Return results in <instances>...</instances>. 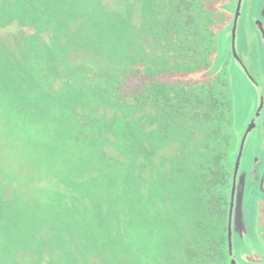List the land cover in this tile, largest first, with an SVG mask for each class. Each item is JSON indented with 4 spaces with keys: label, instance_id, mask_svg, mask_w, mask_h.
I'll list each match as a JSON object with an SVG mask.
<instances>
[{
    "label": "rangeland",
    "instance_id": "obj_1",
    "mask_svg": "<svg viewBox=\"0 0 264 264\" xmlns=\"http://www.w3.org/2000/svg\"><path fill=\"white\" fill-rule=\"evenodd\" d=\"M225 2L231 6L216 38L213 65L194 78L203 82L227 72L239 138L236 161L264 91V39L258 27L264 22V0L242 2L235 34L242 66L232 54L238 0ZM179 3L0 0V52L9 57L8 63H0H11L14 69L7 81L6 69H0L4 136L0 137V264H205L197 248L206 241L225 246L229 205L222 207L223 214L205 211L211 205L198 203L201 174L208 172L212 156L210 124L154 106L131 110L127 121L106 137L104 116L111 117L112 111L102 113L106 111L103 101L94 95L98 80H89L93 70L161 68L180 60L185 46L178 40L184 35L173 34L172 46L167 31ZM29 8L41 20L33 22ZM14 13L23 18L8 22ZM35 28L42 33L32 43ZM51 38L55 55L79 69L67 87L57 85L47 93H52L49 98L54 93L69 94L60 96L57 107L87 112V146L80 151L70 143L69 122L45 116L53 104L29 90V76L39 70L33 62ZM117 140L119 148L113 143ZM205 144H209L206 149ZM51 148L55 151L39 163L40 152L43 155ZM147 150L153 153L148 155ZM230 196L231 192L226 195L229 204ZM262 218L264 123L260 116L246 139L237 176L232 216L237 264H264ZM229 259L225 253L222 260L208 261L230 264Z\"/></svg>",
    "mask_w": 264,
    "mask_h": 264
},
{
    "label": "trees",
    "instance_id": "obj_2",
    "mask_svg": "<svg viewBox=\"0 0 264 264\" xmlns=\"http://www.w3.org/2000/svg\"><path fill=\"white\" fill-rule=\"evenodd\" d=\"M225 1L180 0L177 9L179 14L177 13L174 20L168 24L167 31L171 35L172 46H174L173 40L175 39H172L173 34L184 35L183 40L178 41H181L185 46V54L173 65L147 69L125 68L117 72L93 70V75L87 73L90 76L89 80H98V83L94 86V90L98 93H94V95L99 101H103L106 111L104 110L102 113L112 111L111 117L104 116L103 129H105L104 135L106 137L113 134L112 130L118 124L127 121V116L130 115L131 110H147L154 106L163 111L171 108L180 116L202 120L210 124V136L213 142L209 151L212 156L208 172L201 174L203 189L198 203L201 202L203 207H207V203L211 205L212 209L203 208L205 211L221 212L223 214L222 207L224 205L230 207L226 195L231 192L234 162H236L235 156L239 147V138L234 127V93L226 71H222L214 78L203 82L194 77L201 76L213 65L217 53L216 38L225 26L231 6L226 5L227 2ZM22 4L19 7H22ZM26 11L24 10L21 13L25 14ZM29 12H31L30 8ZM31 13L34 15L32 17L33 22L41 20L34 12ZM19 15L21 14H12L8 22L13 21ZM41 24L40 26H42ZM35 30L37 31L29 39L32 43L37 42V37H40L39 34L42 33V30L38 28H35ZM41 52L42 56L37 57V60L33 62L34 67H39L38 73L29 76L31 83L29 90H33L30 93H37L41 100L53 104L51 105L52 110L49 108V112L45 116H50L54 120L58 116L69 122L73 133L70 143L73 148L80 151L83 145L87 146L84 143L87 136V130L84 132V126L87 124V112L73 109L72 106L67 110L57 107V100L60 96L69 94L54 93V98H49L52 93L48 94L57 85L67 87L72 83L76 79L75 75L79 69L62 62L55 55L52 38L44 41V50ZM33 57L30 59L29 55L30 61H33ZM1 60L8 63L9 57H4L0 52ZM10 64L0 63V69H6V81L14 70ZM19 79L21 80L16 73L17 83L20 81ZM38 87L39 89H37ZM41 91L46 93H39ZM261 95L264 97V91ZM105 101L107 103H104ZM2 120L0 119L1 122H3ZM0 137L4 138L1 131ZM11 137L12 135L7 137L6 140L10 142ZM51 138H54V136L51 135ZM113 143L117 148L121 146V142L118 140L116 143L113 141ZM209 144H205L202 148H208ZM53 151L55 150L52 148L51 151L48 149L43 155L40 152L38 155L39 163L45 161L44 156ZM145 153L151 155L153 151L147 150ZM227 224L228 221L226 226ZM261 230H263L262 236L264 237V226ZM217 246L218 248H215ZM197 252H203L202 256L205 264L207 262L213 264V261L208 260H222L225 253L229 254L228 238L225 236V246L223 247L221 244L208 245V241H206L197 248Z\"/></svg>",
    "mask_w": 264,
    "mask_h": 264
},
{
    "label": "water",
    "instance_id": "obj_3",
    "mask_svg": "<svg viewBox=\"0 0 264 264\" xmlns=\"http://www.w3.org/2000/svg\"><path fill=\"white\" fill-rule=\"evenodd\" d=\"M242 2L243 0H238L237 3V8H236V13L234 16V22H233V43H232V53L235 57L236 60H238L240 63L241 60L239 59L236 49H235V34H236V30H237V23H238V19H239V15H240V10H241V6H242ZM246 73L249 75L248 70L246 69ZM250 79L253 81L252 77L249 76ZM264 106V97L263 95H261L260 97V107L257 110L254 118L252 119L251 123L249 124L244 137L242 138L241 144H240V149H239V153H238V157L236 159L235 162V166H234V171H233V181H232V189H231V196H230V207H229V215H228V229H227V238H228V249H229V256H230V264H237L235 257L233 256V244H232V216H233V209H234V202H235V193H236V185H237V176H238V172H239V167H240V162H241V158H242V154H243V150H244V145L246 142V139L249 135V133L256 127V121L257 119L260 117L262 109Z\"/></svg>",
    "mask_w": 264,
    "mask_h": 264
},
{
    "label": "flooded vegetation",
    "instance_id": "obj_4",
    "mask_svg": "<svg viewBox=\"0 0 264 264\" xmlns=\"http://www.w3.org/2000/svg\"><path fill=\"white\" fill-rule=\"evenodd\" d=\"M238 3V2H237ZM237 8V7H236ZM235 16V15H234ZM234 22V21H233ZM232 27H233V25H232ZM258 27H259V31H260V35L263 37V39H264V22L263 23H259L258 24ZM233 54V53H232ZM238 61V60H237ZM238 63L242 66L243 64L242 63H240L239 61H238ZM249 72V71H248ZM249 76H251L250 74H249ZM252 77V79H253V82L254 83H256V85H258V82H257V80H255V78L253 77V76H251ZM261 97V96H260ZM262 118H263V123H264V106H263V109H262V112H261V115H260ZM262 225H264V218H262Z\"/></svg>",
    "mask_w": 264,
    "mask_h": 264
}]
</instances>
